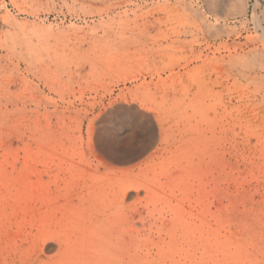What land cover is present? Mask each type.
Returning <instances> with one entry per match:
<instances>
[{
    "label": "rangeland",
    "instance_id": "1",
    "mask_svg": "<svg viewBox=\"0 0 264 264\" xmlns=\"http://www.w3.org/2000/svg\"><path fill=\"white\" fill-rule=\"evenodd\" d=\"M255 1L0 0V264H264ZM242 2L246 14L230 17ZM194 25L210 27L202 55L216 40L222 64L235 56L195 110L172 79L193 66L182 41ZM140 121L153 143L129 171H103L119 164L97 137Z\"/></svg>",
    "mask_w": 264,
    "mask_h": 264
},
{
    "label": "bare ground",
    "instance_id": "2",
    "mask_svg": "<svg viewBox=\"0 0 264 264\" xmlns=\"http://www.w3.org/2000/svg\"><path fill=\"white\" fill-rule=\"evenodd\" d=\"M208 4L212 8H215V3H213L212 1H209ZM254 5H255V7H257V5H258L257 0L255 1ZM239 7L241 10L240 13H238V14H232L231 13L230 17L236 19V18H240L246 14V11H247L246 4L244 2H242ZM255 9H257V8H255ZM261 16L264 18L263 12H262ZM256 19L258 20V18H256ZM188 30H189L188 33L193 35V39L191 41H182V43L185 47L190 49V52L193 55V58L191 61V63H193V66L191 68L187 69L181 75L178 73H175L173 75L172 79L175 78V82H174L175 87L177 85L187 84V87H185V88H189V90L186 92L187 93L186 97L189 94H190V97L187 99V103H186L185 107L191 106L192 109L195 110V106H198L197 104H200V102L205 101V99L207 98V96H209V94H212V97H214V98L217 96V91H215V88H217L221 85V79H222L221 67H223V64H224V66H226L225 71L227 72V76L229 78H231V74L233 71L232 68H233L234 62H235V56H234V54H232L231 51H228L227 62L222 64V62H220L222 60L219 59L217 56L218 55L217 51L223 45H221V43L217 44L216 40L206 42L208 53L205 55H202V52L199 51L201 48V45H202L201 38L199 37V34L201 32H203L204 30L209 32L210 27L208 25H206L205 27L202 25H194L192 27H189ZM179 32H181V31H179ZM225 48H228V47L225 45ZM206 68H210L211 71L213 72V79L210 81V84H209V82H207L204 79V76H203L204 70ZM182 76L186 77V79H185L186 81H183V79L181 78ZM207 84H209L210 87ZM175 106H177V105H175ZM174 108H176L175 114L180 115L179 120L181 122L186 120L187 123H185V124L183 123V126L189 124L188 119L190 118V116H188L186 114V108L181 109L178 106L174 107ZM180 112H182V113H180ZM123 113L126 114L127 111L125 110V112H123ZM203 116H205V115H203ZM205 118H206V116H205ZM138 124H140V125L138 126ZM183 126H182V128H183ZM136 128H140V131L144 135V140H140L138 143L136 142L137 141L136 140V134H135ZM129 132H127L128 134H126L125 136L117 135V137H110V135H109L108 138H106V137L105 138L104 137L98 138L97 137V144L99 146H101V148L103 149V151L105 153L104 155L106 156V158L111 159V162H113V163L119 164V166H116V168H114V166L111 163L104 160L102 162L103 171H111L113 169H117V170H115L117 172L129 171L130 169H132V166L130 163L134 159L137 158L136 154L140 153V152L143 153L144 150L146 148H148L150 146V144L153 143L155 128L151 122H148V124H145V122L135 123L132 127H130ZM171 132H172V129L170 128V130L166 132L167 136H170ZM147 140L150 142L149 145H147L148 142L147 143L145 142ZM259 156H260L259 162H255L254 167L256 169L257 175L260 176L261 181L264 184V150ZM257 175H254V179L259 178ZM263 230H264V228H263ZM262 235H264V233H262ZM261 244H262L261 245V253L264 255V242L262 241Z\"/></svg>",
    "mask_w": 264,
    "mask_h": 264
}]
</instances>
